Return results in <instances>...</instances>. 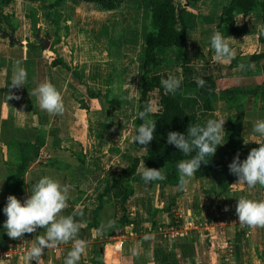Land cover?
<instances>
[{"label":"crops","instance_id":"1","mask_svg":"<svg viewBox=\"0 0 264 264\" xmlns=\"http://www.w3.org/2000/svg\"><path fill=\"white\" fill-rule=\"evenodd\" d=\"M128 1L131 0L124 2ZM230 1L197 0L186 5L184 0H175L184 9L186 24L183 61L176 59L174 48H159L157 56L164 61L153 74L160 75L161 79L169 74L178 78L181 81L180 87L173 92H164L175 97L188 113H196L203 123L208 119L226 120L225 111L221 107L224 100L215 102L213 110H204V96L190 83L204 79L205 76H212L218 90L260 87L256 95H245L241 99L244 105L241 141L258 147L253 140L262 138L252 132V123L264 119V35L259 34L257 27L264 25L263 14L258 9L249 13L238 12L237 21L246 24L244 33L239 36H225L233 51V57L224 59L223 62H213L211 57L214 52L210 47V37L218 31L220 12ZM68 2L66 0L57 4L55 12L61 21L68 20L73 30V25L76 26V21L80 20L81 16L74 12V20L70 18ZM38 4L39 0H9L0 15V18L4 17L5 22L12 21L15 25L10 24L13 28V34L10 35L15 40L13 43L9 37L4 36L6 32L0 36V94L5 82H10L16 61L20 62V66L24 67L27 73L26 85L18 87L16 91H10L8 88L9 95L6 97V91H3L0 97V105L3 106L0 113V153L3 155L7 149L10 158L16 153L14 168L17 171L23 164L28 149H33L35 153L23 173L19 176L13 175L11 182H6V185H12L6 194L15 195L23 202V199L30 195L27 191L30 184L45 175L56 179L62 186L68 185V200L58 215H71L78 224V232L74 238L86 242L85 251L78 264H189L185 261V250L190 248L185 245L187 232L176 229L177 234L171 235L173 242L167 246L163 244V237L158 231L160 223L166 224L173 222L176 217H183L182 215L190 210V205H193V199L202 203L215 199L217 205L225 206L227 202L231 203L230 198H246L247 193L255 187L262 192L264 187H249L237 183V180L231 186L233 193L217 196L215 193L220 191L219 181L227 175L228 165L234 159L231 154L226 156L223 163L209 177L198 179L194 173L184 191L178 190L177 185H172L163 172V180L149 184H146L137 172L133 179L127 181L133 189L126 204L130 223L121 225L119 221L124 215L121 189L114 187L111 194L104 197L103 203L100 196L107 181L120 174L133 158L141 157L145 150L134 145L132 129L124 130V117L117 119L115 114L106 111V108L102 112L98 106L100 99L96 97L91 83L85 79L81 81L70 69L72 63L76 64L72 49L79 37L50 36L48 47L39 48L30 34L19 36L20 30L28 26L26 7L33 6L41 12ZM142 7H145L147 15L150 16V6L145 3ZM144 47L145 41L142 43L140 55L143 54ZM55 60L63 61L68 68L52 65ZM44 81L50 82L61 95L64 104L62 114L53 115L40 109L36 98L29 95V91ZM140 90L139 84L134 101L135 111ZM72 98L85 101L83 107L80 103L74 107L77 110L74 118L68 109L69 99ZM105 101L104 104L109 106L107 100ZM5 104L9 110L7 113L3 111ZM21 117L28 123L20 124ZM114 120L120 123H117V130L108 125ZM131 122L133 126L134 123ZM223 128L226 131V127ZM124 132L125 136H121ZM2 135L6 138L5 145L9 144L8 148H3ZM223 135L225 139V132ZM44 150L50 152L47 156L49 160H45ZM208 180H211L209 191L205 186ZM6 198L0 200V205L7 202ZM172 200L174 203L170 206ZM108 221H112L111 227L107 226ZM145 234L151 239L144 240ZM37 235H44L42 227L32 233H25L21 238H10L5 229L1 228L0 264H36V261L27 260L25 253ZM237 237L241 238L239 243L236 241ZM235 244L238 245V253L225 258L227 264H264L260 258V255L264 254V244L261 247L262 254L259 255L258 245L251 243L241 231L236 232ZM71 245L72 241L69 240L45 248L41 253L40 264H63ZM11 248H18V255L1 259ZM133 249L136 251L135 255L132 254ZM163 252L166 255H162ZM192 255L191 261L196 264L198 258L195 254ZM161 256L162 259L159 258Z\"/></svg>","mask_w":264,"mask_h":264},{"label":"rangeland","instance_id":"2","mask_svg":"<svg viewBox=\"0 0 264 264\" xmlns=\"http://www.w3.org/2000/svg\"><path fill=\"white\" fill-rule=\"evenodd\" d=\"M68 1L70 18L74 20V12L77 13V16H81V19L76 21V26L73 25V30H71L72 25L68 23V20L61 21L59 16L56 15V0H39L38 9H41V12L36 7H26L28 26L26 29L20 30L19 36L30 34V36H33V40H36L39 48H44L49 44L50 36L79 37V40L73 45L74 50L72 49L76 64L72 63L70 69L74 71L78 78L80 77L81 81L85 79L91 83L93 91L97 94L96 97L98 100L100 99L98 106L102 112L106 108V111H111L115 114V118L121 119L124 117L125 123L122 124L124 130L132 129L133 131L131 121H134L132 117L136 115L134 101L138 92L137 85L140 84L141 86L143 80V54L140 55V51L149 31L150 23V16L147 15L145 7H142L145 1L131 0L127 3L124 2V7L121 6L113 11L86 8V5L81 4L79 0ZM3 6H5V2L0 0V15L3 12ZM10 24L13 25L12 21L5 22L4 17L0 18V36L3 35V32L9 35L13 34V28ZM51 56H54L53 52ZM4 85L5 87H3L0 97L3 91H6V97L9 95L8 82H5ZM17 88L13 87L10 91H16ZM115 96H121L125 99L120 100ZM126 98H128V103ZM157 99L158 94L153 92V109H155ZM69 100L68 109L71 111L70 115L74 118V113H77L74 107L76 108L79 103L83 107L85 101L77 98ZM105 100L110 104L109 106L104 104V102L106 103ZM221 104L226 118L223 125L226 128L232 127L236 117V109L235 107H232V109L227 108L228 104L225 101ZM2 107L1 104L0 113ZM4 108V113H7L6 111L9 110L6 104ZM19 123L25 125L28 122L22 120L21 117ZM117 123L118 125L120 124L119 121L114 120L113 123L109 122L108 125L111 128L115 127V130H117ZM121 136H125V132ZM1 140L4 144L3 148H8L9 144L5 145L6 138L3 135ZM49 153L48 150L43 151L45 160H49L47 157ZM15 159L16 153H13L10 158L7 149L6 152H3V155L0 153V200L8 196L6 194L7 190L12 187L10 183L6 185V182H11L13 175L17 174V170L14 168ZM112 177L116 178L117 176ZM210 181L208 180L205 183L208 191L211 188ZM250 192L247 193L246 198L264 200V191L262 192L255 187ZM229 193L233 192L230 190ZM229 200L231 203L227 202L223 206V204L217 205L215 199L205 200L203 203L193 199V205H190V210L185 215H182L183 217H176L173 222L166 224L160 223V227H163L164 231H158L163 237V244L168 246L173 242V238H171V227H173L175 230L187 232L185 245L186 248L187 246H190V248L185 250L186 263L193 264L194 261H191V257H193L192 254H195L198 258L196 264H227L225 258L230 257L231 254L233 255L236 250V232L241 231L244 232V237L248 238L251 243L255 244V246L258 245V254H262L264 226H242L238 222V218L235 217L237 200L236 198L232 200L230 198ZM199 203H202V205ZM191 247L193 248L192 250ZM193 251L194 253H192ZM162 255L166 254L163 252ZM159 258L162 259V256ZM260 258L264 262V254L260 255Z\"/></svg>","mask_w":264,"mask_h":264},{"label":"clouds","instance_id":"3","mask_svg":"<svg viewBox=\"0 0 264 264\" xmlns=\"http://www.w3.org/2000/svg\"><path fill=\"white\" fill-rule=\"evenodd\" d=\"M257 27L259 34L264 35V25H258ZM210 47L214 52L211 57L213 62H223L224 59L233 57V51L227 39L219 31L214 32L210 37ZM26 80L27 73L24 67L20 66L19 61H16L8 87L11 89L24 86ZM195 83L197 87L203 88L205 80L200 78ZM160 85L165 92H173L180 87L181 81L169 74L166 78L160 80ZM29 95L34 96L39 108L49 114L55 115L64 112L61 95L48 81L38 83L29 91ZM115 97L120 100L125 99L121 96ZM151 114V105H145L137 113V119L142 122L136 126L133 139L139 145H147L153 138L156 123L150 119ZM224 121L225 119L220 118L208 119L203 125L190 123L185 132L169 131L167 133V143L173 145L180 153L188 157L176 163L178 190H186L190 179L197 172L201 163H208L217 147L225 142L223 135L225 132L223 128ZM252 132L262 138L253 140L259 146L252 148L243 160H240L237 154L228 167L229 171L238 178L237 183H243L249 187L256 185L264 187V119L252 123ZM160 169L144 167L141 170L137 167L136 172L140 174L141 179L146 184H149L164 179ZM27 191L30 192V195H27L23 202L12 194L6 198L7 202L2 209L6 216V220L3 222L6 234L10 238H21L25 233H32L38 227H42L44 235L35 237L34 243L25 253V258L40 264L41 253L45 248H51L57 243H66L71 240L72 245L66 253L63 264H78L81 255L85 251L86 242L74 238L78 232V224L74 222L71 215H58L66 206L69 186H62L56 179L45 175L31 183ZM235 212L238 222L242 226H264V200L238 197ZM107 226L111 227L112 221H108ZM143 239L149 240L151 237L145 234ZM132 254H136L135 249L132 250Z\"/></svg>","mask_w":264,"mask_h":264},{"label":"trees","instance_id":"4","mask_svg":"<svg viewBox=\"0 0 264 264\" xmlns=\"http://www.w3.org/2000/svg\"><path fill=\"white\" fill-rule=\"evenodd\" d=\"M6 4L9 0H3ZM66 0H56L55 4H59ZM86 7L112 11L119 9L125 0H79ZM150 6V23L149 31L145 38V47L143 51V66H142V84L140 96L137 102L136 116L133 121V137L135 128L142 121L137 119L138 111L142 110L145 105H151L152 114L150 119L156 123L155 131L152 140L147 145H139L134 142L138 148L144 149L145 153L141 157H135L131 163L123 169L116 178H111L107 181L103 194L100 196L101 203L104 202V197L110 195L113 188L121 189L122 191V210L123 217L120 219V224L125 225L130 223L127 216V201L133 193L132 187L127 183L129 179H133L137 174L136 168L149 167L160 169L169 179L172 185L178 183V173L176 169L177 161L187 159L180 151L166 141L169 131L185 132L190 123H200L203 125L201 118L196 113H188L173 96L164 92L160 85L161 76L153 74V71L160 67L163 59L158 58L157 50L159 48H174L176 50V59L183 61V47L185 43L186 24L183 17L184 9L180 7L175 0H144ZM185 4L197 0H184ZM260 10L263 14L264 21V1L260 0H231L230 3L224 6L220 12V23L218 31L224 36H239L244 33L246 24H240L236 19L238 12L249 13L254 10ZM53 65L68 66L61 60L53 61ZM264 70V69H263ZM264 72V71H263ZM205 84L203 88L197 87L195 82L190 83L191 86L197 87L199 92L204 96L203 109L211 111L214 109V103L219 99H223L228 104L227 108L235 107L236 117L232 127H227L225 131V142L219 145L209 159L208 163H201L200 167L195 172V177L204 179L209 177L211 173L219 167L226 156L231 154L234 157L239 155V159L243 160L247 157L248 152L257 147L256 145L244 144L241 141L242 123L244 120V105L241 101L245 95H256L260 87L251 89L247 88H230L218 90L215 79L212 76L204 77ZM158 94V99L155 102L153 109L152 93ZM234 109V108H233ZM134 141V139H133ZM33 149H28L25 153L23 164L17 171V175L23 173L26 166L33 160ZM194 155V153H193ZM238 178L230 171L219 181L220 191L215 194L222 195L231 190L232 184ZM174 201L172 200L170 206ZM6 202L0 205V229L3 228V222L6 216L2 209ZM237 243L241 238L236 239ZM235 253H238V245H236Z\"/></svg>","mask_w":264,"mask_h":264},{"label":"built area","instance_id":"5","mask_svg":"<svg viewBox=\"0 0 264 264\" xmlns=\"http://www.w3.org/2000/svg\"><path fill=\"white\" fill-rule=\"evenodd\" d=\"M159 230H163V227H160L158 228ZM171 235H176L177 234V230H175L173 227H171ZM18 248H11L10 251L4 255H2L1 259H8V258H13L14 256L18 255Z\"/></svg>","mask_w":264,"mask_h":264},{"label":"water","instance_id":"6","mask_svg":"<svg viewBox=\"0 0 264 264\" xmlns=\"http://www.w3.org/2000/svg\"><path fill=\"white\" fill-rule=\"evenodd\" d=\"M4 36L9 37L12 43L15 41L14 38L7 33H5Z\"/></svg>","mask_w":264,"mask_h":264}]
</instances>
